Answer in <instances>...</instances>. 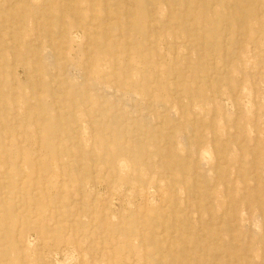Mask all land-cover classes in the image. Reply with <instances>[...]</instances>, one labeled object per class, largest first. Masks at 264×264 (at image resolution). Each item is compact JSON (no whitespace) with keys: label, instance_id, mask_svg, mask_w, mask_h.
<instances>
[{"label":"rangeland","instance_id":"obj_1","mask_svg":"<svg viewBox=\"0 0 264 264\" xmlns=\"http://www.w3.org/2000/svg\"><path fill=\"white\" fill-rule=\"evenodd\" d=\"M0 264H264V0H0Z\"/></svg>","mask_w":264,"mask_h":264},{"label":"bare ground","instance_id":"obj_2","mask_svg":"<svg viewBox=\"0 0 264 264\" xmlns=\"http://www.w3.org/2000/svg\"><path fill=\"white\" fill-rule=\"evenodd\" d=\"M105 2H106V1H105ZM197 2H198V1H197ZM11 4H12V3H11ZM18 4H19V3H18ZM196 4H197V3H196ZM12 6H13V5H12ZM12 6H11V7H12ZM4 10H5V9H4ZM91 11H92V10H91ZM35 12H36V11H35ZM35 12H34V13H35ZM106 12L108 13V11H106ZM106 12H105V15H106ZM211 14H212V13H211ZM61 17H62V15H61ZM36 18H39V16L36 17ZM147 26H148V25H147ZM35 29H36V28H35ZM40 29H41V28H40ZM149 31H150V30H149ZM119 34H120V33H119ZM120 35H121V34H120ZM6 40H7V39H6ZM200 48H201V47H200ZM52 49H53V48H52ZM53 50H54V49H53ZM200 66H201V65H200ZM54 74H55V73H54ZM208 211H209V210H208ZM208 211H207V212H208ZM209 214H210V213H209ZM224 214H225V213H224ZM209 216H210V215H209ZM220 221H221V218H220ZM223 221H224V220H223ZM229 223H230V221H229ZM229 223H228V224H229ZM210 224H211V222H210ZM212 224H213V223H212ZM217 224H219V222H218ZM229 225H230V224H229ZM231 225H232V224H231ZM221 231H222V230H221ZM169 240H170V239H169Z\"/></svg>","mask_w":264,"mask_h":264}]
</instances>
